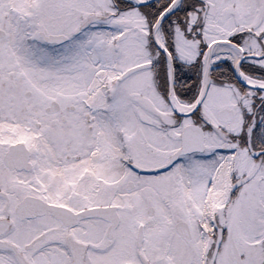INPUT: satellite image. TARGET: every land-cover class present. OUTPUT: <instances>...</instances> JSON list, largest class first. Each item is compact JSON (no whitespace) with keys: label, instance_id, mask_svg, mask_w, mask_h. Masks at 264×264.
Listing matches in <instances>:
<instances>
[{"label":"snow or ice","instance_id":"snow-or-ice-1","mask_svg":"<svg viewBox=\"0 0 264 264\" xmlns=\"http://www.w3.org/2000/svg\"><path fill=\"white\" fill-rule=\"evenodd\" d=\"M0 264H264V0H0Z\"/></svg>","mask_w":264,"mask_h":264}]
</instances>
